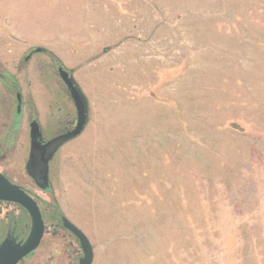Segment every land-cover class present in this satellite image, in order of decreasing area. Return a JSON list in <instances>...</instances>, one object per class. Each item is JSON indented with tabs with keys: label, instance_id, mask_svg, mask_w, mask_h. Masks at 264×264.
<instances>
[{
	"label": "rangeland",
	"instance_id": "374dc122",
	"mask_svg": "<svg viewBox=\"0 0 264 264\" xmlns=\"http://www.w3.org/2000/svg\"><path fill=\"white\" fill-rule=\"evenodd\" d=\"M263 4L0 0V173L36 200L45 224L40 246L19 264H78L81 249L59 212L89 239L93 264H264V53L234 50L223 26ZM127 9L130 33L139 28L141 39L144 31V98L120 95L117 103L114 95L96 105L88 127L55 154L51 188L42 191L25 171L30 120L45 140L76 124L54 53L73 75L85 61L68 56L74 42L66 41L89 38L73 46L97 51L91 61L103 60L110 48L92 39L109 27L119 31ZM18 30L33 42L10 52V39L22 44L9 34ZM248 56L251 95L248 87L233 95V59ZM110 83L106 77L107 91ZM85 87L96 89L92 82ZM19 216L27 235L25 211L0 203V224Z\"/></svg>",
	"mask_w": 264,
	"mask_h": 264
},
{
	"label": "crops",
	"instance_id": "0c3cea01",
	"mask_svg": "<svg viewBox=\"0 0 264 264\" xmlns=\"http://www.w3.org/2000/svg\"><path fill=\"white\" fill-rule=\"evenodd\" d=\"M121 17L125 18V20L123 21L124 23L121 22L119 31H117L116 33H114V31L111 32V27H109L103 32L100 31V33L98 34L100 35L99 39H92V42L94 43H104L105 41L104 47L110 48L104 54L103 60L101 59L91 61L94 56L98 55L97 51H95L94 55L92 52L90 53L88 50H86V48L82 49L73 46V44L75 43L88 44V42H90L89 38L82 39L81 41L76 42L73 39H69L68 41H66L67 43L74 42L73 44H71V47H67L68 49H65L68 53V56L80 58L77 59L81 61L80 64L85 61V64H82V70L74 72L73 75L67 68H65H69V65H67L62 60L61 54L58 51H53V53L55 52L54 55L57 57V59L63 62L64 66H62L71 73L72 79L74 80L75 84L79 86L82 93L86 97L87 123L84 129L91 123V114L95 110L96 105H106L108 101H112L115 99L114 95H117V103L121 101L120 95H132L133 99H135L134 95H142V99L144 98L143 95H145L144 31L140 32L141 39H139V28L131 27L132 31L130 33L129 20L132 19V16L128 9L121 11ZM241 17L242 18L238 19V22L236 21L231 24H223L224 28H227V32L232 33V44L234 50H236V47L239 45L243 46V48L241 49L243 51H257L264 53V4L262 6V9H260L257 13L249 14L248 16L243 15ZM245 18H247L248 22H245ZM113 28L117 29L118 27L113 26ZM102 33L104 35H102ZM228 33H226V35ZM9 34L14 37V39H19L22 43L21 45H17L15 40L10 39V43L7 48V50L10 52H18L17 50H26L28 49L27 46L31 45L33 42L32 34L28 33L26 30H24V32L19 30L14 32L11 31L9 32ZM130 35L136 38L130 39ZM240 35H242V39ZM102 36L106 37L103 39ZM99 55L102 54L99 53ZM243 60H247L246 65H244ZM250 61H252L250 56L246 57L245 59L243 58L242 60L238 58L233 59V95H240V92L242 90L244 91L245 87H248L249 95H251L252 88L250 84L252 81L253 72L251 70L252 62L249 64ZM78 65L79 64H76L75 66ZM75 66L74 68H76ZM262 67L264 76V66ZM241 68H243V70ZM106 77H111L112 79V83H110L108 87L110 91H107V89L105 88ZM87 82H92V84L96 86V89L91 92L88 91L85 87V85H87ZM108 95L113 96L108 97ZM40 99L41 97H38L39 102L38 104H36L37 108L42 106V104L40 103ZM67 106L69 108V104ZM105 113L107 112L105 111Z\"/></svg>",
	"mask_w": 264,
	"mask_h": 264
},
{
	"label": "water",
	"instance_id": "95a60500",
	"mask_svg": "<svg viewBox=\"0 0 264 264\" xmlns=\"http://www.w3.org/2000/svg\"><path fill=\"white\" fill-rule=\"evenodd\" d=\"M57 73L74 104L76 110V124L72 130L58 135L45 143L41 142L42 136L39 123L30 124V153L26 164L27 175L34 181L40 190L51 187L49 180V161L56 152L67 142L75 139L84 130L87 123V106L80 90L72 79L71 73L63 66L57 68ZM19 112V109H18ZM0 202L11 203L23 209L29 217V232L23 242H16L9 236L0 243V264H19L27 256L35 252L41 244L45 232V224L40 207L36 200L23 188L13 184L0 173ZM62 228L69 232L79 244L82 257L78 264H93L94 250L87 236L65 216L60 218Z\"/></svg>",
	"mask_w": 264,
	"mask_h": 264
},
{
	"label": "flooded vegetation",
	"instance_id": "af4514ba",
	"mask_svg": "<svg viewBox=\"0 0 264 264\" xmlns=\"http://www.w3.org/2000/svg\"><path fill=\"white\" fill-rule=\"evenodd\" d=\"M58 68V67H57ZM14 100H15V103H16V106H17V111L19 109V113L21 112V97L20 95H15L14 96ZM33 121H37L35 120L34 118H32L29 122V131H30V124L33 122ZM38 122V121H37ZM12 124V123H11ZM11 126H9V130H11ZM39 129H40V133H41V136H42V131H41V128H40V125H39ZM67 132V131H66ZM64 132V133H66ZM63 133V134H64ZM46 141L48 140H45L43 137L41 139V142L42 143H45ZM8 143V142H6ZM29 153H30V135H29V145H28V157H29ZM57 153V152H56ZM55 156V155H54ZM28 157H27V161H28ZM54 158V157H53ZM52 158V160H53ZM52 160L49 161V164H48V167H49V174H50V164L52 162ZM27 164V162H26ZM26 164H25V167H26ZM26 171V169H25ZM27 173V172H26ZM2 174V173H1ZM7 179L8 177L3 174ZM31 179V178H30ZM50 179V178H49ZM32 180V179H31ZM32 182L34 183V181L32 180ZM35 185V183H34ZM36 186V185H35ZM21 187V186H20ZM37 187V186H36ZM22 188V187H21ZM38 188V187H37ZM51 188V187H50ZM49 188V189H50ZM39 189V188H38ZM48 189V190H49ZM25 190V189H24ZM48 190H45V191H48ZM26 191V190H25ZM44 191V190H42ZM27 192V191H26ZM28 193V192H27ZM29 194V193H28ZM30 195V194H29ZM31 196V195H30ZM0 203H5V202H0ZM5 204H11V203H5ZM15 205V204H13ZM17 206V205H15ZM19 207V206H18ZM23 210V209H22ZM24 211V210H23ZM26 213V212H25ZM27 214V213H26ZM29 218V217H28ZM26 234V231H25V227H23V218L21 216L17 217L13 222H11V224H7L6 226H4L3 224H0V243L3 242L8 236L10 238H14V240L16 242H23L27 235ZM77 241V240H76ZM78 242V241H77ZM31 255V254H30ZM29 255V256H30ZM28 257V256H27ZM26 257V258H27ZM79 261V260H78Z\"/></svg>",
	"mask_w": 264,
	"mask_h": 264
},
{
	"label": "trees",
	"instance_id": "16d2710c",
	"mask_svg": "<svg viewBox=\"0 0 264 264\" xmlns=\"http://www.w3.org/2000/svg\"><path fill=\"white\" fill-rule=\"evenodd\" d=\"M55 63L57 64L58 67H61L62 65L59 63V61L57 59H54ZM1 78V75H0ZM77 86V85H76ZM79 89V88H78ZM81 94V92H80ZM83 100L85 101V98L83 97V95L81 94ZM57 207V206H56ZM59 212V211H58ZM59 215L62 217L61 213L59 212Z\"/></svg>",
	"mask_w": 264,
	"mask_h": 264
}]
</instances>
